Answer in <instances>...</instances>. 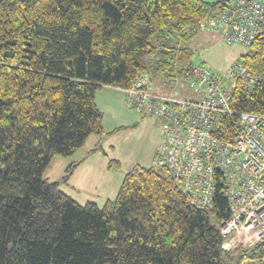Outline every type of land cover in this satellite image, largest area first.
I'll return each instance as SVG.
<instances>
[{
  "label": "trees",
  "instance_id": "16d2710c",
  "mask_svg": "<svg viewBox=\"0 0 264 264\" xmlns=\"http://www.w3.org/2000/svg\"><path fill=\"white\" fill-rule=\"evenodd\" d=\"M222 1L0 0V264L260 263L264 241L221 249L228 219L217 190L210 210L194 209L167 170L134 166L114 200L80 205L43 173L101 135L95 93L132 87L141 74L185 82L187 47ZM239 60L260 75L233 92L236 112L264 115V36ZM182 80L183 82H178ZM121 92V91H120ZM232 118V117H231ZM234 117L224 118V129ZM98 142L89 154L101 152Z\"/></svg>",
  "mask_w": 264,
  "mask_h": 264
},
{
  "label": "built area",
  "instance_id": "2783aa9c",
  "mask_svg": "<svg viewBox=\"0 0 264 264\" xmlns=\"http://www.w3.org/2000/svg\"><path fill=\"white\" fill-rule=\"evenodd\" d=\"M197 30L249 48L264 36V0H223ZM259 79L236 60L224 72L193 64L185 82L168 93L153 92L146 74L120 90L134 112L157 121L160 141L152 166L168 171L191 206L210 210L217 190L222 192L229 212L218 224L224 251L264 241V115L230 107L235 90L253 88ZM183 86L190 96L180 94ZM225 117L234 120L224 129Z\"/></svg>",
  "mask_w": 264,
  "mask_h": 264
},
{
  "label": "rangeland",
  "instance_id": "374dc122",
  "mask_svg": "<svg viewBox=\"0 0 264 264\" xmlns=\"http://www.w3.org/2000/svg\"><path fill=\"white\" fill-rule=\"evenodd\" d=\"M207 2H218L220 0H203ZM187 47L192 52V61L194 65L204 64L214 71H226L236 60H239L248 49L246 47L227 44L219 40L213 34L203 33L197 30V33L184 43L178 42L176 48ZM152 90L155 92L171 89L174 85L162 75H150ZM178 82H183L179 80ZM181 95H191L186 88L180 89ZM95 101L98 109L102 113V129L104 134L101 136L103 143L100 156L96 157L107 163L104 166L101 163L97 166V175H103L97 179L98 189L106 190L109 183L116 181L115 194L111 200H114L120 184L125 174L134 166L150 167L153 163L157 147L160 141V132L157 121L142 117L134 112L125 102L124 93L116 89L102 87L95 93ZM102 146V144H101ZM69 157H54L47 169L43 173V179L49 183L61 182L65 175V170L69 166L63 165L62 160ZM79 174V173H78ZM92 180V179H91ZM90 180V181H91ZM68 193L73 195L74 200L80 205L87 202H94L102 207L103 198H91L87 193V188L82 189L80 194H73L70 189L60 185ZM103 195V194H102ZM241 264H262L246 259Z\"/></svg>",
  "mask_w": 264,
  "mask_h": 264
},
{
  "label": "crops",
  "instance_id": "0c3cea01",
  "mask_svg": "<svg viewBox=\"0 0 264 264\" xmlns=\"http://www.w3.org/2000/svg\"><path fill=\"white\" fill-rule=\"evenodd\" d=\"M119 91V90H117ZM104 134V131L103 133ZM99 135H91L87 138L84 145L78 149L73 155L70 156V158H67L65 160H62L61 163L63 165H67L68 163H78L77 167L74 169L72 175L69 177L67 184L64 185L66 189H70L73 194H80V191L82 189L87 188V193L90 194L91 198H103L104 203L107 200H111L113 198L112 196L115 194V188H116V181L109 183L105 188L106 190H102V192L98 189L96 184L90 185L92 183L97 182V179L103 175L98 174L97 175V166L93 167V165L101 163L104 168L107 166V163L100 160L96 157L100 156L101 152H96L89 154V152L96 146L98 142L101 143V136ZM102 147H103V143ZM102 156V155H101ZM99 166V164H98ZM79 173V174H78ZM92 179V180H91ZM91 180V181H90ZM64 193L69 195L72 199L73 195L71 193H68L64 189H62ZM103 194V195H102ZM76 201V200H75ZM77 202V201H76ZM94 203V202H93ZM103 203V204H104Z\"/></svg>",
  "mask_w": 264,
  "mask_h": 264
},
{
  "label": "water",
  "instance_id": "95a60500",
  "mask_svg": "<svg viewBox=\"0 0 264 264\" xmlns=\"http://www.w3.org/2000/svg\"><path fill=\"white\" fill-rule=\"evenodd\" d=\"M221 1H223V0H221Z\"/></svg>",
  "mask_w": 264,
  "mask_h": 264
}]
</instances>
